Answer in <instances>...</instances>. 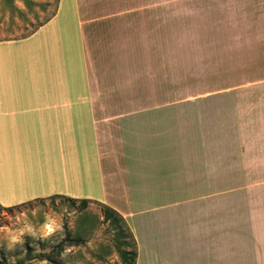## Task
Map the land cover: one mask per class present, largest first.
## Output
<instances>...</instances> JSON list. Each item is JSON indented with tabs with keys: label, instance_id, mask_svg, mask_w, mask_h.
<instances>
[{
	"label": "crops",
	"instance_id": "obj_1",
	"mask_svg": "<svg viewBox=\"0 0 264 264\" xmlns=\"http://www.w3.org/2000/svg\"><path fill=\"white\" fill-rule=\"evenodd\" d=\"M31 1L42 14L51 0ZM159 13L154 0H57L29 35L0 40V206L92 196L125 219L135 264H264V179L192 193L209 187L208 141L249 123V86L209 89L207 64L161 55Z\"/></svg>",
	"mask_w": 264,
	"mask_h": 264
},
{
	"label": "rangeland",
	"instance_id": "obj_2",
	"mask_svg": "<svg viewBox=\"0 0 264 264\" xmlns=\"http://www.w3.org/2000/svg\"><path fill=\"white\" fill-rule=\"evenodd\" d=\"M154 1L160 5L156 37L161 55L169 53L179 65L191 64L187 72L194 71L199 63L207 64V69H202L207 75L200 79L209 89L249 86L239 95L242 104L238 110L249 123L237 125L234 141H208V170L200 180H207L209 187L195 189L193 195L221 188L229 192L250 180L264 179V0ZM56 2L45 3L41 14L35 11L39 1L0 0V40L29 35L53 12ZM225 103L230 109L232 100ZM230 129L225 126V131ZM198 155L193 152V158ZM90 159L91 184L82 182L85 194L95 192L101 179L98 157ZM195 179L199 180V173ZM101 208L92 201L80 211L78 202L56 197L0 206V261L128 264L121 253L131 252L134 245L126 232L120 235L123 224L104 221ZM121 242L126 245L121 246Z\"/></svg>",
	"mask_w": 264,
	"mask_h": 264
},
{
	"label": "trees",
	"instance_id": "obj_3",
	"mask_svg": "<svg viewBox=\"0 0 264 264\" xmlns=\"http://www.w3.org/2000/svg\"><path fill=\"white\" fill-rule=\"evenodd\" d=\"M69 201H73L75 203H79L80 206V211L85 210L89 207L90 203L92 202L91 200L88 199H68ZM101 205V210H102V214L104 217V221L108 222V221H113L116 224H123V228L119 230L120 235H123L125 232L128 235V237L131 239L132 244L134 245V250H132L131 252H127V251H122V256H123V260L126 262H129L128 264H135L136 262V257H137V245H136V240L135 237L133 235V233L131 232L130 228L128 227V225L125 222V219L123 218V216L114 208L103 204V203H99ZM81 240H78L77 243H80ZM121 246L126 245V242H121L120 243ZM129 258V259H128ZM0 264H7L6 261H0Z\"/></svg>",
	"mask_w": 264,
	"mask_h": 264
}]
</instances>
